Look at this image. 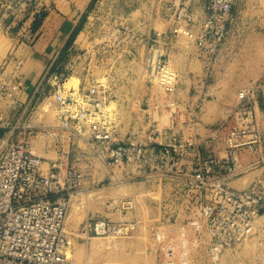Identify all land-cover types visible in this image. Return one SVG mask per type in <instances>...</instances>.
<instances>
[{
    "label": "built area",
    "instance_id": "obj_1",
    "mask_svg": "<svg viewBox=\"0 0 264 264\" xmlns=\"http://www.w3.org/2000/svg\"><path fill=\"white\" fill-rule=\"evenodd\" d=\"M17 3L0 0V12L6 13ZM167 3L170 27L165 31L151 28L141 56L147 77L156 80L168 96L175 90L178 75L169 64L167 44L183 36L193 43L201 60L210 62L228 33L235 0H205L203 18L189 10L188 0ZM101 37L99 50L121 51L131 57H137L136 46L144 41L133 28L119 22L110 24ZM60 57L56 55L46 66L28 103L47 95L55 103L58 127L67 129L74 123L87 128L92 155L111 171L108 183L146 179L170 184L169 198L184 206L189 214L187 223L197 227L198 220L204 223L213 257L220 249L264 228L257 224V218L264 214V175L239 189L229 185L251 166L264 162L261 157L247 165L239 160L241 150L254 151L264 145V126L256 114L264 87L258 84L240 89L229 116L230 125L224 120L203 137L179 134L176 119L180 113L188 114L190 118L183 122L195 125V107L180 108L172 101L167 105L173 109L172 117L175 115L171 126L152 127L148 141L138 142L120 137L117 118L107 107L110 99L106 77L92 78L85 86L79 83L76 89H65L63 82L53 81L58 76ZM24 90L17 75L7 81L0 78V100L16 102ZM15 113L11 105L4 117L0 113V122L9 124ZM17 128L18 122L8 136L0 133V264H70L68 251L74 237L115 238L133 233L135 219L107 218L86 219L75 233H68L69 201L82 185L86 171L76 162L64 164L59 159L47 161L36 155L25 137H13ZM131 167L137 172L132 173ZM120 171L127 173L121 175ZM106 206L116 212L133 207L130 200L121 198L107 201Z\"/></svg>",
    "mask_w": 264,
    "mask_h": 264
},
{
    "label": "rangeland",
    "instance_id": "obj_2",
    "mask_svg": "<svg viewBox=\"0 0 264 264\" xmlns=\"http://www.w3.org/2000/svg\"><path fill=\"white\" fill-rule=\"evenodd\" d=\"M74 1L18 0L6 13L0 12L1 79L7 81L22 71L25 51L31 39L28 30L31 29L32 10L45 5L64 10L65 5ZM85 2L77 0L79 5ZM167 2L92 0L81 27L70 39V49L61 54L57 61L58 76L53 80L62 83L71 79L72 83L68 86L77 88L79 83L85 86L92 78L106 77L109 99L114 100L109 110H113L117 118L120 137H129L138 142L148 141L147 134L152 127L162 129L171 126L175 115L172 117L170 113L173 109L167 105H171L172 101L180 108L189 106L185 105L187 95L182 91L187 80L210 89L207 97L199 98V103L191 105L195 107V125L183 122L190 118L188 114H179L176 128L190 134L203 130L199 119L203 106L201 103L212 100L214 92H218L219 99L225 104L227 115L224 119L230 125L231 117L227 116L232 112L230 109L235 104L237 92L250 85L264 87V0H235L228 33L210 62L201 60L193 43L183 36L172 38L166 46V54L169 64L177 72L178 83L168 96L160 91L156 80L147 77L138 55L136 59V56L131 57L121 51L98 49L101 36L115 22L133 28L143 39L151 28L165 31L170 27V21L164 13ZM38 12H41L40 9ZM173 48L175 52L170 51ZM31 65L29 59V70L33 68V72L35 67ZM46 96L33 99L29 105L25 101L18 105L20 97L16 102L1 99L0 113L3 117L11 105L15 106L16 113L9 124L0 122L3 125L0 133L8 136L18 122L19 128L13 137H25L31 150L37 145L43 154L40 156L36 152V155L47 161L59 159L64 164L76 162L86 171V177L77 191L80 195L75 193L78 199L74 197L71 200L74 204L69 206L71 212L68 208L66 223L74 220L82 223L92 217L104 216L111 220L135 219L137 222L135 230L127 237L92 238L91 247L88 250L81 248L83 254L80 252L77 263L71 256L70 264H264V228L244 241L220 249L213 257L204 223L198 220V227L187 223L189 214L185 212L184 206L169 198L172 189L170 184L146 179H135L129 183L119 181L114 185L108 183L111 171L92 155L87 128L74 123L67 129L58 127L55 103ZM43 102L49 103L55 118H48L47 113L38 117L37 108ZM260 105H264V98ZM141 108L147 110L142 112ZM256 114L257 119L264 122V113L257 109ZM252 158V152L241 150V162L248 163ZM256 165L243 173L245 177L249 174V178L238 176L229 182L230 187L239 189L247 186L252 178L249 171L260 173L264 169V162ZM131 168L132 173L137 172L135 167ZM125 173L127 171H120L119 174ZM116 198L132 201L133 207L124 212L108 209L107 201ZM86 213L88 217L84 218ZM257 224L264 226V214L257 218ZM78 228L67 231L75 233ZM74 245L73 240L70 250L73 251Z\"/></svg>",
    "mask_w": 264,
    "mask_h": 264
},
{
    "label": "crops",
    "instance_id": "obj_3",
    "mask_svg": "<svg viewBox=\"0 0 264 264\" xmlns=\"http://www.w3.org/2000/svg\"><path fill=\"white\" fill-rule=\"evenodd\" d=\"M91 3L92 0H86L85 3L79 5L77 4V0H76L74 2H70L69 5L67 6L65 5L64 10L59 9L57 6L50 8L47 7V5H45L43 8H39L41 11L40 13L38 12L39 9L38 10L34 9L31 12L32 17L30 20L32 21V23H31V29L28 30L31 39L30 41H28V45H27L28 48L25 51L24 66H22V71L18 74V78L23 83L25 90L20 95L21 101L19 102L18 105L24 104V101L26 105L29 104L28 103L29 96L33 91L38 79L40 78L46 66L49 64L51 60L54 59L56 55L60 54L61 56V54H63L64 52L70 49L71 46L69 45L70 39L72 35L79 29V27H81L87 8L91 5ZM188 3H189V10L194 12L200 18H203L205 0H188ZM164 13L168 19V12L166 8ZM168 29L169 27L166 30ZM148 42H149V35H147L144 38V41L142 42L141 45L136 46V50L138 51L137 55L139 61H142V56H143L142 52L147 47ZM29 45H30V50H29ZM170 51L175 52V49L173 48ZM29 59L32 62L31 67H35L33 72L31 71L33 70V68L29 70ZM189 82L190 81L187 80L186 85L182 89V91L187 95L185 97V100L187 102L185 105H196L195 103H199L198 102L199 98L207 97L210 94L209 93L210 89H208L207 87L204 88V86L198 85V83L194 84L192 83V81L190 83ZM217 93L215 92L213 93L215 97H213L212 100H207V101L205 100V102L201 103V105L203 106L201 107V111L199 112V119H200V124L204 128L202 131L196 133L191 132V134H198L201 137L206 136L210 133V131L213 129L214 126L226 120L224 119L225 116L227 115L226 110H224L225 104L222 102V100L219 99ZM207 105H210V107H207ZM234 105L235 104L232 105V108L230 110L233 111ZM145 110L147 109L141 108L142 112H144ZM259 110L264 113V107H262V105ZM231 113L232 112H230V115ZM230 115H228L227 117H229ZM144 118H145V113H144ZM176 121H178V119H176ZM261 124L264 126V122H262ZM176 130L179 131V134H183V135L190 134V132L186 133L184 132V130L183 131H181L180 129H176ZM147 138H148V134H147ZM156 139L158 141L161 140L159 137ZM250 152L253 153V158L248 163H244L245 165L253 161H258L260 157L264 161V145L262 148ZM260 163L263 162H259V164ZM259 164L257 163L256 166H258ZM261 170L262 172L260 171V173L255 172V170L249 171L252 174L251 181L255 177L264 174L263 173L264 169L262 168ZM255 174L257 175L255 176ZM241 176L240 178L245 177L244 175L242 177ZM246 176L247 177L245 178H249L250 175L247 174ZM69 211L71 212V207H69ZM85 215L86 216L84 218L88 217L87 213ZM96 218L110 219L109 217L106 216L95 217L93 219ZM80 223L81 222H79V220H74L71 222L68 221L66 223V227L68 228L67 230L69 231L78 228ZM92 238L94 237L85 238V239L74 237L73 240L75 241V246L73 249H75V247L77 246L76 248H79V253L81 252V254H83L82 253L83 251L81 250L84 248L88 250V248L91 247Z\"/></svg>",
    "mask_w": 264,
    "mask_h": 264
},
{
    "label": "bare ground",
    "instance_id": "obj_4",
    "mask_svg": "<svg viewBox=\"0 0 264 264\" xmlns=\"http://www.w3.org/2000/svg\"><path fill=\"white\" fill-rule=\"evenodd\" d=\"M153 81H155L154 79H153ZM70 83H72V81H71V79H68V80H66V81H64L63 82V87L65 88V89H69V88H71V87H73V88H76V86H74V85H71V86H68ZM155 83H156V85H157V87L160 89V91H162L161 90V88H160V86L158 85V83L155 81ZM65 86H68V87H65ZM153 91V90H152ZM47 97V96H46ZM113 101L114 100H110V102H109V104L107 105V107H108V109L109 108H111V106L113 105L112 103H113ZM49 102V101H48ZM48 102H43V103H41L39 106H38V108H37V114H38V117H41L44 113H47V117L48 118H55L54 116V113H52V111H50L51 109H50V106H49V103ZM46 117V116H45ZM42 144V143H41ZM35 146V145H34ZM33 151V153H38V154H40V156L43 154L42 153V151L37 147V145L35 146V148L32 150ZM117 182H119V181H117ZM116 182V183H117ZM86 191V190H85ZM85 191H84V194H85ZM90 193V192H89ZM89 193H87V195L89 194ZM77 194H79V193H77ZM76 194V195H77ZM83 194V193H82ZM80 195V194H79ZM74 197L75 198H77L78 199V197L79 196H75V194L71 197V199H70V201H69V206H71L70 204L72 203V201H73V199H74ZM72 200V201H71ZM74 203H72V205H73ZM131 205L133 206V202L131 201ZM73 208V207H72ZM117 216V215H116ZM120 218V217H119ZM65 229H66V231H67V228L65 227ZM68 232V231H67ZM75 246V245H74ZM77 247V246H76ZM75 247V249H78V250H75V249H73V251L72 250H70L69 252H68V254H69V256L71 257H73L74 258V262H76L78 259H79V256H80V253H79V248H76ZM99 248V247H98ZM72 249V248H71ZM77 263V262H76Z\"/></svg>",
    "mask_w": 264,
    "mask_h": 264
},
{
    "label": "water",
    "instance_id": "obj_5",
    "mask_svg": "<svg viewBox=\"0 0 264 264\" xmlns=\"http://www.w3.org/2000/svg\"><path fill=\"white\" fill-rule=\"evenodd\" d=\"M260 213L262 214V210H260Z\"/></svg>",
    "mask_w": 264,
    "mask_h": 264
}]
</instances>
